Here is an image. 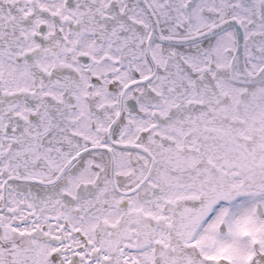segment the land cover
Listing matches in <instances>:
<instances>
[{
    "label": "snow or ice",
    "instance_id": "obj_1",
    "mask_svg": "<svg viewBox=\"0 0 264 264\" xmlns=\"http://www.w3.org/2000/svg\"><path fill=\"white\" fill-rule=\"evenodd\" d=\"M0 264H264V0H0Z\"/></svg>",
    "mask_w": 264,
    "mask_h": 264
}]
</instances>
